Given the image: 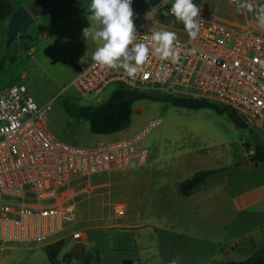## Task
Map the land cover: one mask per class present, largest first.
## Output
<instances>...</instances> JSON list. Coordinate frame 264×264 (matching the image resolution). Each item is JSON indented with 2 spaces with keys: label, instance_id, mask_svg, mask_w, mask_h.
<instances>
[{
  "label": "rangeland",
  "instance_id": "rangeland-1",
  "mask_svg": "<svg viewBox=\"0 0 264 264\" xmlns=\"http://www.w3.org/2000/svg\"><path fill=\"white\" fill-rule=\"evenodd\" d=\"M34 1L10 0L15 6L27 7ZM172 2L169 0V8ZM228 2L233 21L239 22L240 13L230 0H193L202 12L224 19L228 18ZM90 4L91 0H48L36 7L34 22L8 45L4 21L0 22V86L22 83L33 100L46 108L48 127L57 137L76 145H94L132 135L148 120L160 118L159 124L139 140L148 153L144 166L94 174L74 186L71 199L76 221L60 234L62 245L57 258L82 249L92 256L88 264H209V242L213 238L229 239L239 231L220 230L228 212L216 208L209 215L194 212L190 202L203 194L202 190L234 193L264 179V163L248 160L258 135L246 126L234 125L225 113L217 114L210 108L187 109L154 99L136 100L129 125L120 132L107 136L89 133L87 123L68 115L61 101H83L67 83L74 68L92 59L98 46L82 35L83 29L90 26ZM131 7L134 22L144 15L172 31H185L172 15L155 12L156 5L149 6L146 0H132ZM90 24L95 27L94 22ZM31 28L42 31L44 37L22 38ZM113 87L110 84L101 92L103 100ZM242 157L247 165L239 164ZM200 169L217 171L194 191V197L179 195L177 182ZM72 229L79 230L81 237H69ZM47 243H29L27 249L20 250L10 248L15 243L1 242L0 263L49 264L42 249ZM239 250L217 253L213 263L225 257L243 259L245 254ZM62 264L83 262L72 258Z\"/></svg>",
  "mask_w": 264,
  "mask_h": 264
},
{
  "label": "built area",
  "instance_id": "built-area-1",
  "mask_svg": "<svg viewBox=\"0 0 264 264\" xmlns=\"http://www.w3.org/2000/svg\"><path fill=\"white\" fill-rule=\"evenodd\" d=\"M170 9L159 3L155 12L171 15ZM200 19V33L192 40L186 31H172L157 19L137 18L134 43L149 47L150 62L129 77L90 59L67 83L83 100L77 104L104 101L101 92L110 84L156 96L203 99L231 110L264 147V30L256 20L239 24L202 11ZM158 30L176 33L178 63L153 54L150 37ZM159 122L155 117L132 135L76 145L50 131L46 108L22 83L0 86V243L61 240L76 221L74 186L94 174L144 166L148 153L139 140ZM68 235L76 240L81 232L72 229Z\"/></svg>",
  "mask_w": 264,
  "mask_h": 264
},
{
  "label": "clouds",
  "instance_id": "clouds-1",
  "mask_svg": "<svg viewBox=\"0 0 264 264\" xmlns=\"http://www.w3.org/2000/svg\"><path fill=\"white\" fill-rule=\"evenodd\" d=\"M169 0H162L168 4ZM238 13L254 12L258 28L264 30V5H255L252 0H230ZM132 0H91L87 17L89 27L82 35L98 46L92 60L100 68L122 69L129 77H134L149 63L150 49L145 43H134L136 29L133 21ZM171 15L184 26L188 37L197 39L201 27V7L193 0H173ZM90 22H94L95 27ZM152 52L161 61L179 62V53L175 50L176 33L165 30L154 31L150 37Z\"/></svg>",
  "mask_w": 264,
  "mask_h": 264
},
{
  "label": "trees",
  "instance_id": "trees-1",
  "mask_svg": "<svg viewBox=\"0 0 264 264\" xmlns=\"http://www.w3.org/2000/svg\"><path fill=\"white\" fill-rule=\"evenodd\" d=\"M48 0H35L29 4L31 9L36 8ZM150 6H155L161 0H146ZM10 0H0V21L6 19L13 9ZM2 59H0V64ZM139 99H154L170 103L173 106L187 109L210 108L217 114L225 113L228 119L236 126L245 127L235 114L226 107L219 106L213 102L203 99H192L172 96H156L145 92L127 90L121 87L113 89L108 97L95 105H81L62 99L61 105L64 111L75 118L87 123L89 133L93 135H105L125 129L129 125L132 104ZM252 154L248 160L253 163H264V147L260 140H254ZM216 169H205L193 172L189 177L177 182L176 187L179 195L189 196L204 180L213 175ZM62 241L58 240L43 245L44 254L49 264H62L69 262L72 258L88 264L92 258L90 253L82 249L63 253L60 259L57 258ZM214 264V263H212ZM215 264H264V245L253 247L249 254L240 260H224Z\"/></svg>",
  "mask_w": 264,
  "mask_h": 264
},
{
  "label": "crops",
  "instance_id": "crops-1",
  "mask_svg": "<svg viewBox=\"0 0 264 264\" xmlns=\"http://www.w3.org/2000/svg\"><path fill=\"white\" fill-rule=\"evenodd\" d=\"M252 2L255 5H264V0H252ZM160 3H162V0ZM22 6H24L27 9V11L31 14L34 22L36 18L37 9L33 8L34 9L33 12L32 11L33 9H31L29 5L28 7L27 5H22ZM89 8L90 7H88V9ZM227 15H228L227 18L228 21L239 24H242L248 20H255L254 12L244 11L243 13H240L239 22L233 21L229 2H228ZM2 21H4V26L6 29L7 18ZM34 35L37 38L44 37V33L42 31L34 32L32 28L27 30L26 34L21 37L31 40L33 39ZM28 49L30 50L31 47L29 46ZM83 64L84 62L76 66L74 70L71 72L73 73L71 76H73L83 66ZM120 131H116L110 134L95 135V136L113 135ZM197 189L199 188L197 187L194 191H197ZM194 191L189 196L186 197H194L195 194L193 193H196ZM201 193L203 194L199 195L198 197L196 196V198L190 202L189 206L191 208V211L204 212L209 215L210 213H213L214 209L216 208L218 210H221L222 213L228 212L229 213L228 219L223 221L224 223H222L220 230H224L226 231V233L234 232L235 230L239 231L238 234L235 233L236 235L235 234L232 235L229 239L221 240L219 238L216 239L213 238V240L209 242L211 245L210 247L212 248L211 255L209 256V264H212L214 262L213 257L217 253L223 254L229 251L233 253L234 251H237V248H239L240 249L239 251H243V253L245 254L244 256L246 257L253 247H260L264 245V179L260 180L258 183H254L253 185L247 186L242 190L234 193L228 190L226 191L222 190L221 192L219 191L213 192L212 190H202ZM214 196L217 197L220 196L221 200L213 199ZM239 237L241 239L240 244H237L236 241L239 239ZM237 245H239V247H237ZM27 246L28 245L26 243H15V245L11 246L10 248L21 250V249H27L28 248ZM224 260H231V259L225 257L221 261ZM218 262L220 261H217V263Z\"/></svg>",
  "mask_w": 264,
  "mask_h": 264
},
{
  "label": "water",
  "instance_id": "water-1",
  "mask_svg": "<svg viewBox=\"0 0 264 264\" xmlns=\"http://www.w3.org/2000/svg\"><path fill=\"white\" fill-rule=\"evenodd\" d=\"M32 21L33 17L24 6L17 5L13 7L6 21L5 45H8L17 33L24 31ZM239 164L247 165L246 158L242 157Z\"/></svg>",
  "mask_w": 264,
  "mask_h": 264
}]
</instances>
